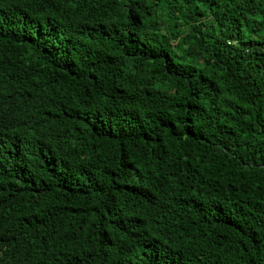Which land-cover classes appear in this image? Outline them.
I'll list each match as a JSON object with an SVG mask.
<instances>
[{
  "label": "trees",
  "instance_id": "16d2710c",
  "mask_svg": "<svg viewBox=\"0 0 264 264\" xmlns=\"http://www.w3.org/2000/svg\"><path fill=\"white\" fill-rule=\"evenodd\" d=\"M0 264H264V0H0Z\"/></svg>",
  "mask_w": 264,
  "mask_h": 264
}]
</instances>
